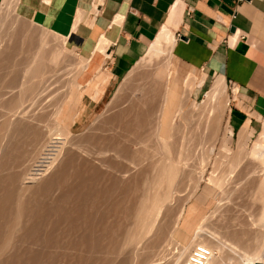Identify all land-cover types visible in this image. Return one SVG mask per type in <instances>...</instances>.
I'll return each instance as SVG.
<instances>
[{"label":"bare ground","instance_id":"bare-ground-1","mask_svg":"<svg viewBox=\"0 0 264 264\" xmlns=\"http://www.w3.org/2000/svg\"><path fill=\"white\" fill-rule=\"evenodd\" d=\"M19 3H20V0H4L3 8L1 7L2 9H0V30L5 27L4 24L6 22L11 21V16H13L14 14L15 15L17 14ZM5 25H7V23ZM51 33H53V32H51ZM51 35H52L51 37H54V38L56 37L55 38V46L56 47H57L56 44L58 42V47L56 48V50L54 52L52 51L53 53L48 55V57L51 55V57H50V62L51 63H47L48 64L47 65L45 60H44L45 67H42L43 62L41 61L42 58L40 57L41 53H46L47 54V52L49 53L51 50L48 49L49 51L43 52V49L46 48V50H47V46L46 47L43 46V43L46 40H44V41L42 40V44H41V42L39 41V39L41 40L40 37L37 38L38 39L37 41H38V43L40 42L41 45L39 46V44H37L38 47L36 49V47H35L36 46V42H35V46L33 45V47H35V48L33 50L36 49L35 50L36 52L35 53L32 52V54H33V56L35 54V57H36L35 59L41 58V60L40 59L39 60L42 63H39L40 61L38 62L35 59H33V56H30L32 54L29 55L35 61L34 62L33 60H31V61H33L34 64H36V62L38 64V66L41 64V66H39V68H41V69H39L36 65L30 64L29 61H28V63H29L28 69L32 70L33 72L31 71V73H33V74L30 73V70L29 71L27 70L26 72H28L27 74H29V76L28 75L27 76L29 78L32 75L34 76V73H35L36 77L34 76V80H36L35 78H40V79H39V81L36 80L35 82L31 80L33 77H31L30 80L29 79L27 80V78H25V79L27 80V82L30 81V82H28L30 84L39 83V87H37L38 85L33 84L34 86L31 85L32 88H30L29 87L30 85L28 83H26L25 81L21 80V81L24 82V83L22 82V84L26 83L28 85V86L26 85L27 87L26 86L25 87L27 89L29 88V91H31L30 89H33L32 91H35L34 88L36 86L37 92L34 93L36 95L34 97L33 102L30 103V101L27 100V99H29V97H27V99H25L27 104H22V102H24V98H22L23 99V101H22V99L20 97L15 96V94L17 95L18 92L17 93H14V92L12 93V94H14L15 98L18 97V98L21 99L20 101H21V104H22V105L19 106V104H20L19 102L20 101L17 98L18 99L17 102L19 103V104H17V107H18L17 110L14 111L12 109V107L10 108L11 110H13L12 112H14L13 115H11L13 117V119H16V120H14V122L17 121L18 119H19L18 121L20 122V119H21L22 122L26 123L25 121H27L28 122L27 124H29L28 120H30V119L28 117H30L29 116L30 110L34 106H36L38 101L40 102L41 98H43L44 96H47L50 93V91L55 89L57 87L61 77H63L68 71H71V69H72V67L69 68V67L61 66L62 63L64 64V61L63 62L61 61V60H64L63 59L64 57L62 58V56L66 55L68 52H70V50L68 51V48L66 46V41H67L66 38L58 36V35L54 36V34H51ZM48 36H49V34L47 35V37ZM47 37H45L44 39H47ZM54 38H52V39L50 38L51 41H50V39H48V42L49 41L52 42ZM173 38L174 37H173L172 33L168 32L166 30H163L159 34V36L157 37V39L155 40L153 45L150 47L149 52L147 53L145 58L143 59L144 64H146V65L148 64L149 65V64H152V62L154 60H159L161 58H166V64L165 65H166V68L168 69L170 58H171V55H172L171 54V46L173 44ZM42 39H43V37H42ZM102 40H104V39H102ZM101 43H104V46L102 45L100 47V49L104 50V47L106 48V46H105L106 40H104ZM28 50H27V52H28ZM23 52H24V50H23ZM70 53H73V55H74L75 52H70ZM46 54H45V56H47ZM43 57H44V54H43ZM68 57H69V54H68ZM75 57H76L75 58L76 62H75V65L73 66V68L76 71H78V70L80 71V69H81V72H82L85 69L87 63H84V60H83V58L81 56H75ZM45 58H43V59H45ZM28 63H27V65H28ZM30 65L31 66L33 65L31 67L32 69L30 68ZM49 65H50V68L52 66H53V68L51 70L49 69L50 72L45 73L46 71H48L47 70L48 67H46V66H49ZM34 66H36L35 67V71L39 69L38 71H36L38 73H36L34 71V69H33ZM19 68H21V67H19ZM19 68L16 69V70H20ZM24 68L23 69L21 68V69L24 70ZM42 68H44L45 71ZM13 69H15V68H13ZM25 70H26V68H25ZM40 70L43 71L44 73L42 72L40 74V72H41ZM134 73H135V71L133 70L131 72V74H129L127 80L122 84L121 87H123V86L128 87L132 83L133 77H134ZM21 75H23V73ZM31 81H32V83H31ZM206 81H207V75L206 74L197 75V73H196L195 75H192L186 82V92L184 94V99L182 101V104H181V106L179 108L180 125L183 124V122H185V120H186V111L188 109L192 110V112L193 111L197 112L198 116H200V120L204 121V123H205V128L204 129H200L201 136H199V139L201 137L202 141L201 140L199 141V139H196L197 137L195 138V136H194V138L196 139V141L194 140L195 141V145H197L196 144L197 141L201 142L200 145L199 144L197 145V148L199 146L198 149L203 147L204 139L209 138L210 140H213L214 143L217 141V136H219V125H220L219 123H221V121L225 117H226V123H227V118H228L229 112H230L231 98L229 97L227 84H226L225 78L223 76H220V75L216 76V78L213 81V83L211 84L208 92L205 94V97H204L205 99H204V101H202V103H198L196 100H193L191 98V93L196 88L204 86L206 84ZM19 83H21V82H19ZM10 84H12L11 86H13V84H14L15 87L20 85V84L15 85V84H17L16 82H14V83L10 82ZM12 89H13V87H12ZM19 89H21V87ZM22 90H24V92H25L26 89H22ZM121 90H122V88H121ZM125 90H126V88H125ZM1 91H2V89H1ZM6 91H8V90H6ZM3 92H4V90H3ZM10 92H12V90ZM21 92L24 93L23 91H21ZM21 92H20V94H21ZM27 92H28V90H27ZM28 94H27V96H29ZM14 96L12 95V99H13ZM235 96H236V94H235ZM24 97H26V95H24ZM9 99L11 100L10 97H9ZM0 101H2V100H0ZM13 101H12V103H13ZM0 104H1V102H0ZM8 105H9V102L4 107L6 108V106L8 107ZM12 106L14 108V106H16V105L12 104ZM59 106L60 105H58V107H57V111H58ZM9 107L7 108L9 110V112H8V110H6L8 113H10ZM36 107H35V109H36ZM1 108H3V107H0V109ZM5 108H4V110L2 109L3 112L5 111ZM37 108H39V107H37ZM35 109H33V110L36 111ZM52 111L54 112V109ZM57 111L55 113H53V118H54L55 122L52 124V127H50L49 131L47 130L48 133H47L45 139L43 138L44 137L43 132H41L45 128L43 127V130L41 128H40L41 130L39 128H37L40 131H38L35 128L36 127L35 125L38 123V125H37V127H38L40 125L39 124L40 122L36 121L35 125H34L35 127L33 126V124H31L32 121L33 122L35 121L36 116H34L35 118H33V120L30 123L32 125V128H34L36 131L32 130V128L30 129V127H28L29 125L27 126L29 131L31 130L30 133L32 134V137H34L33 133L36 132V134H37V136L35 135L37 137L36 140H38L41 137H42L41 140L42 141L44 140L43 141L44 143L43 142L40 143L41 145L43 144L42 151L40 149H38V150L33 149V150H35V152H32L33 150L32 151L30 150V147H28V146L33 145L37 141L36 142H32V140L30 139L31 138L30 133H29V135H30L29 137L30 138L29 137L28 138L25 137V136L28 135V133H27L28 130H26V133H27L26 134L24 132L23 128H22L24 126L20 127V124H19V127L26 134V135H24L23 132L19 130L21 132L20 134L24 135V136L22 135L23 136V141L20 140V139H22L21 138L22 136L19 137L20 139L17 138V136L19 135L18 132L16 133L18 135H15V133L13 134V132L10 133L11 129L13 130L14 128L11 127V129H10V127H7V128L10 129V130H8L9 132H7L8 134L10 133V135L8 137L15 136V139H17V143H15V144H17V146H16L17 150L20 147L18 142L20 143V141H21V143L23 142V144L27 142L26 139L24 141V138H27L28 141L29 140L31 141V144L29 142L30 145L28 144V142H27V145L26 144L24 145V147L27 146L26 148H23V146H22L23 144L20 143L21 144L20 148L21 149L23 148V149L22 150L19 149L17 151L19 154H20V151H22V153L25 152L26 154L25 153H23V154H25L26 156H27V152L29 154H31V153L35 154L36 153V155H38L40 152L41 153L38 156L35 155L37 158L36 159L34 158L35 161L33 160V163L31 164V166L29 164L30 168L28 170L26 168L22 169L23 166L25 167V165H23L24 162L22 160V157L24 158L25 155H23V156L20 155V158L19 157H16V158H13V159L10 158L11 159V162H10L11 164L15 163L14 159L18 160L17 158H19L20 161L23 163L22 164L18 160L20 162V165H23V166H21L22 168L19 167L20 166L19 164H18L19 166H16V167H19L18 170L19 169L21 170V171L19 170V174H18V170L15 168V166L12 167V165H11L12 168L8 167V169L11 168L12 171L13 170H15V171L17 170L16 171L17 174L14 175V173L12 172L11 176L13 174L14 179H15V177H19L20 179L22 178L23 183H22V180L19 183V181H18L19 178H18V180L16 178V180L18 181L17 182L16 180H14L13 178L10 177V175H9L10 172L7 169V166L2 165L3 160L0 163L2 165V166L0 165V168L5 166L4 168H6V169L3 170L1 168L2 171H5V170L7 171L8 170L9 173H6V171H5V173L7 175L5 174V176H4V174H3L4 172L2 173V171L0 169V171H1L0 173L3 174V176H1V177L2 178L3 177L6 178L7 176H9V178L13 182L16 181V183H18L20 185H21V183L24 184V185L27 184V186H28V184H32V183H36V182L39 183V186H40V184L42 186L44 183L46 184V183L49 182V184H51V186H47V185L46 186L44 185V186L47 187V188L49 187L51 190H53L51 187L54 186L55 183L52 182V180L57 182L56 180H54V179H56V176H54V173H56V175H57V172H58L57 170L61 168L60 166L64 165V167H66L64 163H67V164L69 163L68 164L69 165L68 169L70 167L72 169L75 168V170L78 169L79 171L76 170V172H75L76 174L75 175L71 174V172H70L71 177L74 176L75 178L73 177V179L70 180L69 183L66 182L67 183L66 184V188L70 184L72 185V183L75 182L74 179H76V177H77L76 175H78L79 177H77V179H79V181L76 180V184L77 185L73 184L74 186L72 188L68 187V189L70 188L69 190L73 193V195H74L75 191L78 192V195L81 194L84 191L83 194L86 193L85 195H87V196L84 198L85 195L82 196V197H80V195H79V198L81 200L84 198V202L87 200L86 198L89 197L88 200L91 198L92 200H89V201H91L90 204H89L90 206H86L87 203L85 204L83 202V204H82L83 207H82L81 204H80V203H82V201H80V199L78 200V198H76L77 196L76 197L73 196L78 201V203H76L77 201L72 198V194H69V196L71 195L72 199L70 198V199H68V201L69 200H71V201L75 200L76 202L73 201L74 202V203L72 202L73 204L70 203V206L69 205L67 206V204H68V203L66 204L67 197L65 199L64 196H68V195H65L64 193L62 194V192H61V191H63V192L66 191L65 190L66 188L63 189L65 185L62 186L63 190L61 188H57L56 185L54 187H55L56 191L58 189L60 191V189H61V191L59 192V195H60L59 199H61V197L63 196V199H65L63 202H65L64 204H66L67 207L64 206V205L61 206L63 204V202H61L62 204L60 206H55V205H59L60 204L59 199L54 196L55 193L57 194V192L51 191L48 188L52 193L53 192H55V193H53L54 194L53 195L50 191L47 190V192H48L47 194H49V192H50L51 193L50 197L53 196L56 199H58V201L54 198L51 202H48L47 205H50L52 202H54L55 205H50L51 209H52L53 206L55 208L57 207L59 209L57 210V213H56V209L57 208L55 210L53 209V211H55L54 212L55 214H54L53 211H51L50 207L46 206V207H48L50 209L49 212L51 211L50 212L51 214L57 216L56 217L57 224H56L55 221H53V222H55V223L52 222L53 223V227H52V223H51V225H49L51 227L49 228V226H48L46 228L45 226H47L48 223H47V225H45L46 222H44V221L50 217V213L48 212V208L45 209L46 207H44V206L46 204L43 203L42 201H45L47 199L45 201V202H47L48 198H49V200H51L52 198H50L48 195H47L48 198L47 197L45 198L44 197L45 196L44 193L46 194V192H44V191H45L46 188L44 186H42V187H44V191H43V190H41L43 188H41V186H40V189H39V187L37 185L38 183H36L37 186L35 184H33V189L35 188L36 190L39 189V190L43 191V193L41 191L39 193V190H38V192L35 190L36 193H38L40 196H41V194L43 195L41 197H43L42 199H44V200H41L39 198L41 201L38 200L39 203H35L36 201L34 199H32V197L34 196L33 193H32L33 196L32 195L30 196L31 197V201H30L29 200L30 199L29 196H27L28 193L26 194V192L28 190H29L28 192H30V188H28V190H27V189H25L27 187L24 186L23 188L26 190V192L23 191L22 193H24L26 195V197L29 198V199H27V203L30 201V204H32L31 202L33 200H34L33 202L35 203L34 205H31L29 208H33L35 210V208H36L35 205L38 204L37 206H39V207H38V209L36 208L37 210L45 209L46 211L45 210H43V211L49 213V215L46 213L47 214L46 216H48V218L46 217V219L43 220L42 218H40V216L44 215L45 212L44 213L42 212L43 214L41 215L40 214L41 212L39 213V211H37L39 213V215H38L39 219H42L41 222H44L45 224L41 223L40 221H39L40 223H38L37 221L35 222V219H34V221H31V222H35V223H31L29 221V223H31V224H29L26 219L24 220V218H25L24 215L28 216L30 214V212H33V209L32 210L29 209L28 208L29 205L28 206H24V203L23 204L19 203V202H23V201L26 202V200H23V197H25V195H23V194H21L23 196L21 198V200H23V201H20V198H18V197H21V195H20L21 192L19 191L20 192L19 193L17 191V189L19 188L18 185L17 184L14 185V183L11 184L12 181L8 177H7V180H5V178H3V180H5L6 182L7 181H9V182L11 181V182L10 183L9 182L6 183L5 181L3 183L0 182V185H1L0 187H2L5 184L6 185L9 184V186H10V187L7 186L9 188V190L7 189L6 185L2 189L0 188V191L5 189V187L8 190L7 193L5 192V191H7L6 189L3 190L2 193L3 192H5V193H3V194L1 193L2 195H0V264H93L95 262V260L98 259L99 257H105V256L107 257L112 252L113 253L116 252V253L120 254L121 251L127 250L130 253L133 249L136 250L139 247H141L142 243H144L150 237V235L153 233V231L156 229L157 222H158L159 216L162 213L163 208L169 203V201L174 197V195H176L175 193L178 192V190H179V189L177 190L178 185H181V183L184 182L185 179L187 180V178H188L187 177V171L190 170V171L194 172L193 175L196 176L195 177L196 180H193V182L195 181V184L191 181V184L193 183L192 186H194V189L192 191L193 193L190 195L188 200L197 191L200 181H202L205 178V175L207 174L208 168L210 166H212L211 167L212 171L209 173L207 181L209 183H212V185L221 192V198H222L224 193H228V191L231 192V189H232L233 185H232V182L230 181V177L233 176L232 173H234V168L236 166L241 165L244 161H246L248 163V166H247L248 169H246L245 176H244V181H250L251 179H254L255 177H257V182H256L255 188L253 190L254 191V193H253V201L258 202L261 205L259 214L258 215H248L247 224L244 225V227H243V228H245V230H243L241 228H234L231 231H227V234H225V236H221L218 232L211 231L209 229V227L207 226V220L209 218V215H208L205 218H203V220L201 221L199 226L195 229V232H194L193 236L190 238V240L194 239L193 242H196L197 240L200 241L201 245L199 247H197L196 252H198L199 248H201V249L206 250L209 253L206 262H204L203 264H263L262 262L264 260V121H263V129L261 130V132H259L257 138L255 139V141H253L251 146H249V141H250L251 135H249V133H248V125L246 124L241 129V131L237 134V150L230 157H229L230 149H229V146L227 144H225L223 146L224 152L221 155V157H219V158L217 156L214 157V155H215V144L213 143L209 147L208 153H206L207 151L201 153L202 158H201V160L199 162V165H198L199 167L198 168L196 167L197 169L196 168L190 169L192 167L191 166L192 164H190V162L195 164L194 163L195 161L193 162L192 159H191L192 155H193V152H195V151L189 152L190 149H188L189 151H187L185 149L183 150V148L184 147L186 148V146H188L187 144H189L188 142L185 143L186 141L183 142V144H185L186 146H184L182 144H180L182 146L179 145L180 146V150H179V147H178V150L180 152L178 151L179 153H177V155H176L178 157H176V156L174 157V158H177V159H173L172 158V154H171L172 153V149L176 146L175 143L177 142L176 141L177 135H178L177 133L181 131V130H179V128L181 126L179 128L178 127H174L173 134H172V136H170L171 139L169 137L163 136V134L161 135L160 132H159L160 128L157 127L155 129V131H156V134H157V138H158V140L161 143V146H159V150L158 151L160 152V155L162 154L161 156L164 155L167 158H165V160L161 161V159H164L163 158L164 156H163L160 160H158V162L160 161L159 163L156 162L157 166L155 164V167H157V168L154 167L156 169V171H155L156 174H154L153 179L151 178L152 179V180H150L151 182L149 181L148 188L146 187L147 192H145L144 195H141L142 197L138 199L139 203H138V201H135L136 199H134V201H133L134 197H132V196H135V193H134L135 192V190H134L135 188L132 189L131 188L132 186H131V187H129L131 189H128V187H127V184H130V183L132 184L134 182V180H133V182H132V180H130V181L128 180L129 182L126 180L128 182L127 184L125 183L126 181L123 182V183H125L124 187L126 186L127 189H125L123 186H122L123 190L119 189V187L121 188V186L118 187V189L122 190V192L123 191L127 192L129 190H132L133 193H134V195H133V193H131V191L128 192V193H131L128 196H131L132 200H130L131 197H130V199L128 197V200L126 199L127 201H126V204H125V202H123L125 200H123V199L127 197L126 194H128V193H126V194L124 193L126 195V197H123L121 199L122 201L119 199L124 194H121L120 193L121 191L119 192V190H117V188L113 187V186H115V183L119 179H120L119 181L122 182L121 181V177H119L118 180H117L116 179L117 177L111 176L112 174L109 175L110 176L109 178H108V176L107 177L106 176L105 177L102 176V177H104V179H101L102 181L100 183H102V184L100 186H101V189H103L104 187H105V189H104V192H101V191L100 192H101V194L102 193H104V194L100 195V194H96V192H93L91 194L95 193V195H90L91 191H96V190L99 191V190H101V189L98 188L100 186L98 185L97 189H96V185H94V184H96L98 181H96L94 179L96 177L93 176V178H92V176H90V173H92V174L94 173V171L92 172L90 170L91 169L90 165H89V167L87 166V168H86V169L90 168L89 170L91 171L90 173H87V171H86V173L88 175L83 174V173H81V174L79 173V172H83L84 171L83 168L86 167V166L82 167L83 166L82 165L83 162L79 163L80 165H82L81 166L82 167L81 170H83V171H80V168L75 167L78 163L76 164V162L73 161V156H72L73 153L72 152L74 151V149H73V151H72V149H70L72 155L68 154V153H70V150H68V152L66 153V150L69 149L68 144L66 142V139H69V137H66V136H68V134L65 133V132H68L69 134H70V132H69V130H65L63 127H61L59 125V123L56 121ZM5 115L7 116L8 114L6 113ZM11 116L8 117L10 120H11ZM165 116H167V113L165 114ZM159 117H158V120L156 121V123H157L156 126L158 125L160 127V124H159V120L160 119H159ZM37 118H38V116H37ZM1 119H3V117ZM9 119L7 120V117H6V119L4 121L7 120L9 122L8 125L12 126L13 124L10 122ZM23 120H25V121H23ZM4 121L2 120L3 123H5ZM10 123H11V125H10ZM15 124H16V122H15ZM8 125H7V123L5 124V126H8ZM164 125H166V124H164ZM17 126L15 127L16 131L19 128ZM40 127H42V126L40 125ZM15 129L13 130L14 132H15ZM37 131H38V133H37ZM224 131L226 132L227 136H232L234 134V132L231 129H229L228 124H226V128L224 129ZM39 132H40V134L42 133L43 136L38 138V135L40 136ZM183 132L186 133V130L183 131ZM183 132H182V135H184ZM198 132H199V130H198ZM188 134L186 133V135H188ZM71 135H73V134H71ZM186 135L182 136L181 139L185 140L186 139ZM13 138L11 139L12 141L14 140ZM35 138H32L33 141H35L34 140ZM187 138H189V137L187 136ZM70 139H71V137H70ZM168 139H170V140H168ZM182 140H181V142H182ZM9 141H10V138L8 140V143H9ZM39 142H40V140L37 143H39ZM189 142H191V141H189ZM9 144H10L9 149H8V147H6V149H8V152H10V153H8V152L7 153L11 157L17 156V154L13 155V153H12V155H10L11 154V150L13 151L12 148L15 147V146H13L11 143H9ZM9 144H7V145H9ZM11 145H12V148H11ZM37 145H39V144H37ZM190 145L191 144H189V146ZM33 146H32V148L35 147V146L34 147ZM189 146H188V148H189ZM194 146L192 145L190 148L193 149ZM24 149H26V150L29 149V150L26 151ZM204 149H203V151H205ZM194 150H196V148H194ZM29 151H31V153ZM36 151H40V152L37 153ZM13 152L16 153V150L13 151ZM64 153H65V158L63 157ZM3 154L6 156L5 151L3 152ZM3 154H1V155L3 156ZM29 154H28V156H29ZM66 154H68L70 156L68 157V155H66ZM2 156H1V158H2ZM66 156L68 158L72 157V161L70 159L66 158ZM197 156H198V154H197ZM33 157L34 156L32 155L31 159H29L30 158V156H29L28 159L32 161ZM228 157H229V159H227ZM3 158L5 160H10L8 158V155L6 157L3 156ZM25 158L27 159V157H25ZM193 158H194V155H193ZM223 158H225L226 160H223ZM26 159L24 160L25 162H26ZM64 159H65V161H64ZM29 160H27V162L25 164H27ZM31 161H30V163H31ZM69 161H71V162H69ZM109 161L111 162L112 160H109ZM105 162H107V161H105ZM4 163H6V161ZM16 163H18V162H16ZM70 163H72V164L75 163L76 165L75 164H73V165L71 164L73 166V167H71ZM58 164H60L59 168L57 166ZM85 164L86 163L84 162V165ZM113 164L114 163L111 164L112 166L110 164L109 165L111 167L115 168L116 164H114V165ZM6 165H7V163H6ZM86 165H88V163ZM104 165H106V164L104 163ZM8 166H10V165L8 164ZM98 166H97V169H98ZM119 166L117 164V166H116L117 170L119 169L118 168ZM225 166L229 167L230 171H225V172L222 171L223 167H225ZM64 167L62 166L61 169H65ZM13 168H15V169H13ZM122 168H123V166L121 165L119 170L121 171ZM25 169H26L27 172L25 171L26 175L23 178V176L25 174V173L23 174V172H24ZM54 170H55V172H53ZM219 170H221L222 172H220ZM67 171H65V172L70 177V174ZM71 171L74 172V170H71ZM52 172H53V174H52ZM59 172H61V171H59ZM65 172H64V174H65ZM106 172H108V170ZM20 173H21V175L23 174V176H21ZM97 173L98 172L96 171V174L94 173V175L96 176ZM226 173H228V174L226 175ZM59 174L60 173H58V175ZM64 174L62 172V175L59 176V178L62 177V178H60V181H62V183H64V181H68L69 180V179L68 180L66 179L67 175H65V178L63 177ZM113 174H114V172H113ZM17 175H20V176H17ZM100 175L101 174H99V177H100ZM45 176L46 177L50 176V177L48 178V180H46L47 178L45 179L44 178ZM84 176L85 177L88 176V177L85 178ZM1 177H0V179H1ZM89 177H91L94 180L89 182L88 181V180H90ZM42 178H44L46 180V182L43 181ZM39 179H41V180H39ZM105 179H107V181ZM37 180L42 181L43 184H42V182H39ZM57 180H59L58 177H57ZM97 180H100V179H97ZM186 180H185V182H186ZM103 181L107 182V183H104V184H107V186H102V185H104ZM123 181H124V179H123ZM108 182H109V185H108ZM59 183L58 184L56 183L57 186L62 185L61 182H59ZM111 183H113V185ZM123 183H121V184H123ZM134 183H133V185H134ZM12 185H14L15 187L14 186L12 187ZM34 185L36 187H34ZM22 186L23 185H21V189H22ZM29 186L31 187L32 185H29ZM128 186H130V185H128ZM10 188H11V190L13 188H16V189H13L14 191H11ZM114 188H116V190L118 192H115L116 190ZM124 189L127 190V191H125ZM19 190H20V188H19ZM176 190H177V192H176ZM180 190H179V192H180ZM71 192L66 191L65 193H71ZM119 193L121 195L116 196V194L118 195ZM38 194L36 195L37 197L39 196ZM75 194H77V193L75 192ZM15 195L16 196L19 195V196L16 197ZM36 196L33 197V198L37 199ZM57 196H58V194H57ZM91 196H94V197L92 198ZM181 196H183V194ZM13 198H15L16 200L18 198V200H19L18 203ZM221 198L219 199V201L216 204L215 208L220 204ZM55 201H57V202H55ZM79 201H80V203H79ZM128 201H129L130 205L134 204V202H135V204H136V202L138 203V206L137 205L135 206V204H134V206L136 207V209H135L134 206H133L134 211H133L131 206L127 205ZM130 201H133V202H131L132 204L130 203ZM122 202L124 203V205H122ZM75 203L78 204L77 205L78 207H76V205H75V207H71V205L74 206ZM17 204L19 205V207L16 208L15 206H18ZM39 204L41 206L43 204H45V205L43 206V208H40ZM126 205L128 207H126ZM34 206H35V208H34ZM129 207H131V208H129ZM183 208H184V206L182 207V209H181V211H180V213H179V215H178V217L176 219L174 227L172 229V237L178 236V234H179V230H178L177 226H178L179 220L181 218V215H182V212H183ZM27 210H30L29 214H28ZM213 210H211V212ZM35 211H34V213H35ZM211 212H210V214H211ZM34 213H31L30 215H32ZM30 215L28 217H30ZM53 215H51L52 216L51 219H53V217H55ZM23 216H24V218H23ZM38 216L35 217V218H38ZM44 216H42V217L44 218ZM31 217L34 218V216H31ZM21 218H23L24 221L21 220ZM29 220H32V219L29 218ZM36 220H38V219H36ZM26 221H27L28 225H25V224H27ZM23 223H25V224H23ZM41 224H43V225H41ZM56 225H57V227H56L57 229L55 228V230H57V231L54 230V227ZM18 231L20 233L22 232V235H19L17 233ZM55 232H57V235L55 234ZM244 234L247 235L248 240L252 241L255 244V247H253L252 249H246L245 247L242 246V243L240 241L243 240L242 238H243ZM16 235H18V236H16ZM172 237L168 236V239L171 240V239H173ZM208 240L210 242H212L213 245L210 246V244L208 243ZM187 243H190V242H187ZM188 250H189V246H186L179 254L173 255L171 264H180L184 260V258L186 259L184 264H196V263H194L192 261V258L194 257V254L191 255V256L190 255L187 256ZM226 251L231 252L232 254H230V255H234V258L231 257L227 253L229 255V256L227 255L228 256L227 257L228 262L222 260V262L218 263L217 261L220 260L219 259L220 253L224 254ZM164 252H165L164 249H160L158 254L165 255V254H162ZM157 261H159V260H157Z\"/></svg>","mask_w":264,"mask_h":264},{"label":"rangeland","instance_id":"rangeland-1","mask_svg":"<svg viewBox=\"0 0 264 264\" xmlns=\"http://www.w3.org/2000/svg\"><path fill=\"white\" fill-rule=\"evenodd\" d=\"M3 4H4V0H2V2L0 3V9L3 8ZM6 23H7V25H5ZM6 23L4 24L5 27L3 26L4 28L2 27L3 29L0 30V82H1L0 83V91L2 89V91L0 92L1 93L0 94L1 95L0 96V100H2V101H0L1 102L0 107H3V108L0 109V153L3 154V152L5 151L6 156L8 155V158L9 159L10 158L13 159V158H16V157H19L20 158V155L23 156V155L26 154L25 152H23V153H25V154H23L22 151H20V154H19L17 151L19 149L22 150L23 148H26L27 146L24 147V145L25 144L27 145V142H28V144H29V142L31 144V141L30 140L28 141V139H27L30 135H31V138L30 137L29 138L32 140V142H36V141L38 142L40 140L39 143H37V142L36 143L41 146L40 147L39 145H37L36 143H34L35 145L34 144L33 145L35 147L33 145L28 146V147H30V150L32 151L33 149H35V150L40 149L42 151L43 144L42 145L40 144L41 142L44 141V140L43 141L41 140V138H42L41 136H43L42 133L40 134V132H39L40 136L38 135V138L39 137H41V138H39L38 140H36L37 139L36 132H34L35 134L33 133V136L34 137H32V134L30 133L31 130L29 131L28 127H30V129H31L32 128V125L31 124H33V126H34L35 125V122L36 121H39L40 122L39 124L42 127H40V125L37 127L38 123L35 125L36 127L35 126L34 127L36 129L37 128H39V129L41 128L42 130H43V127L45 128L43 131H41V132H43V134H44V137L43 138L45 139V137H46V135H47L50 127H52V124L55 122L54 121V118H53V113H55L57 111L58 105H61L64 102L65 98L67 97V95L69 93V90L72 89V87L75 85L76 77L81 73V69H80V71L79 70L76 71L73 68V66L75 65V62H76V60H75L76 57L75 56H80V55L77 54L75 51H73L71 49H68V51L70 50V52H75V53L73 55V53L68 52L66 55H63L62 58L64 57L63 58L64 60H61V61L62 62L64 61V64L62 63L61 66H63V67H69V68L72 67L71 71H68L63 77H61V79L59 80V83H58V85H57V87L55 89H53L52 91H50V93L47 96H44L43 98H41L40 102L39 101L37 102L36 106L39 107V108H37L36 106H34L30 110V112H29V116L30 117H28L30 119V120H28L29 121V124H27L28 122L25 121V120H23V121H25L26 123L22 122L21 119H20V122H21L20 123L18 121L19 120L18 118H17L18 119L17 120L18 122L15 121L16 122V124H15L14 120H16V119H13V117L11 116L14 113L12 111L13 110L14 111L17 110V108H18L17 107V104H19V103H20L19 106L22 105V104H27V102L25 100V99H27V97H29V99H27V100L30 101V103L33 102L34 97L36 95L34 93L37 92L36 86H35V88L33 87L35 91H32L33 89H30L31 91H29V88L28 89L26 88L28 86L26 83L30 82V81L27 82V80L28 79L30 80L31 77H33L31 80L34 81V82L36 80L39 81V79H40V78H35L36 80H34V76L36 77V74L35 73H34V76L32 75V76H30L28 78L29 74H27L28 72H26L27 70L28 71L30 70V69H28L29 63L30 64H33V65H36L38 68H39V66H41V64L38 66L37 62H36V64L33 63V61H34L33 59H35L36 57H35V54L33 56L32 52H34V53L36 52L35 50L38 47L37 44H39V46H40L42 44V40L43 41L46 40L44 42L45 44L43 43V46H45V47L47 46V50L45 48V49H43V52H46V51H49V50H51V51L49 53L47 52V54L46 53H41L42 56L40 55V57L42 58V60H41V58H39L43 62V65L44 66L42 65V67H45L44 60H45L46 64L47 63H51L50 62L51 55L49 57H48V55L49 54H52L56 50V48L58 47V42L56 41L57 42V44H56L57 47H56L55 46V38L56 37L55 38L54 37H51L52 36L51 34H53V33L49 32V31H46V30H44L42 28H39L33 22H31L28 19L22 17L19 14L18 10H17V14L16 15L14 14L13 16H11V21L6 22ZM48 34H49V36L47 37ZM44 36L47 37V39H44L45 38ZM54 36H55V34H54ZM38 37L41 38V40L39 39V41L41 42V44H40V42L38 43V41H37L38 40L37 39ZM42 37H43V39H42ZM50 38L51 39L54 38L52 42H50L51 41ZM48 39H50L49 42H48ZM35 42H36V46H35ZM33 45L36 47L35 50H33L35 48V47H33ZM23 50H24V52H23ZM27 50H28V52H27ZM30 54H32V55H30ZM43 54H44V57H43ZM45 54L47 56H45ZM68 54H69V57H68ZM29 55L30 56H33V59ZM43 58H45V59H43ZM37 59H35V60L39 62L40 60L39 59L37 60ZM31 60H33V61H31ZM83 60H84V63H86V61H85L84 58H83ZM28 61H29V63H28ZM41 61L39 63H42ZM26 62L28 63V65H27ZM23 63L24 64L26 63L25 65L27 67ZM161 64H162V60H156L150 66L146 67L145 64H144V62H142L140 64V67H139L138 71L141 70L140 72H141V75L143 77L142 76L136 77V79L134 80L133 84H130L129 86L127 85L128 87H126V86L120 87L119 91L115 94L113 100L108 104L106 110L102 114H100L99 116H97L95 118H92L89 121V123L85 124L84 126L78 127L81 130L77 131L76 130V127H73V129H72V127H70V124L69 123L66 124L67 129L70 132V134L68 132H65V133L68 134V136H66V137H69V139L71 137L70 140L69 139H66V142H67L68 147H69V149L66 150V153L68 152V150L72 149V151H73V149H74V151L72 152L73 155L71 153V150H70V153H68V154H71L73 156V161L76 162V164L77 163L79 164V163H82L83 162L82 163L83 166L80 165V164L79 165L77 164L78 165L77 166L75 163H73V164L76 165V166L74 165L75 167L80 168V171H83L84 170L83 172H79L80 174L83 173V174L88 175L87 173H90L91 171L92 172L94 171L95 174H96V171L98 172L96 176L94 175V173L93 174L90 173V176H92V178H93V176L96 177L94 179L96 181H98L96 184H94V185H96V189H97V186L98 185L100 186L102 184V183H100L102 181L101 179H104L105 176L106 177L108 176V178H109L110 177L109 175L112 174L111 176L117 177L116 178L117 180H118L119 177H121V181L122 182H120L119 181L120 179H119L118 181L120 183L117 181L118 183L116 182L115 183V186H113V187H116L117 190L122 189V186L124 187V184L125 183L127 184L130 180H132V182L134 180V182H135V183L133 182L134 185H133V183L132 184L131 183L130 184H127L128 189H131V188L134 189L135 188L134 189L135 190L134 193H135V196L136 197L135 196H132V197H134L133 198V201H134V199H136L135 201H138V199L142 197L141 195H144L145 192H147L146 187L148 188L149 181L152 180L153 177H154V174H156V172H155L156 169L155 168H157V167H155V164H156V162H158V160H160L164 156V155L161 156L162 154L160 155V152L158 151L159 150V146H161V143L158 140L157 134H156V131H155V129L157 127L159 128L158 125L156 126V124H157L156 121L158 120L159 113H160L161 100H155V99H153L154 96H153V98L150 97L151 96V93L154 94V95L156 93L158 95L161 93V86H159L157 88L154 85V78H155L154 76L157 73L158 69L161 67ZM32 66L30 65V68ZM36 66L33 67L34 71H35V67ZM19 67H21L22 69L25 67L26 70H25V68H24V70H22ZM46 67H48L47 68L48 71H46L45 73L50 72V70L53 68V66L50 68V65L49 66H46ZM13 68H15V69H13ZM18 68L20 70H16ZM39 69H41V68H39ZM42 69H44V68H42ZM38 70H36V71H38ZM31 71L32 70H30V73H31ZM44 71H45V69H44ZM21 72L23 73L24 76L25 75L26 76L24 77L23 75H21L22 74ZM42 72L43 71H41L40 74ZM36 73H38V72H36ZM31 74H33V73H31ZM25 78H27V80ZM215 78L216 77H214V76H208L207 75V81H206V84H205L203 90L201 91V93H200L199 96L194 97V99L198 103H202V101H204L205 94L208 92V90H209L211 84L213 83V81L215 80ZM21 80L25 81L26 83L25 84H22L23 81H21ZM18 81L21 82V83H19ZM32 81H31V83H32ZM10 82H12V83L16 82L17 84H15V85L20 84L21 86L18 85L19 87L18 86L15 87L14 84H13V86H11L12 84H10ZM28 84L30 85L29 86L30 88H32L31 85H33V84L38 85L37 87H39V83H32V84L28 83ZM12 87H13V89H12ZM20 87H21V89H19ZM124 87L126 88V90H125ZM121 88H122V90H121ZM22 89H26L25 90L26 93ZM227 89H228L229 97L231 98L232 97L231 89L228 86H227ZM3 90H4V92H3ZM6 90H8V91H6ZM11 90H12V92H10ZM27 90H28V92H27ZM21 91H23L25 94L22 93ZM13 92L14 93H17L18 92L19 94L21 92L20 95L17 93V95L15 94V96H18L21 99L24 98V102L25 103L22 102V104H21V101H20L21 99L18 98V97L15 98L14 94H12ZM27 94L29 96H27ZM12 95L14 96L13 99H12ZM24 95H26V97H24ZM8 96L11 98L12 101L14 99L16 101L14 100L15 102L13 101V103H12V101L9 99ZM17 98L20 101L19 103L17 102V100H18ZM22 101H23V99H22ZM6 102L7 103L9 102V105H8V107L10 106L9 109L11 107L13 109V110L10 109V113H8L9 112V110L7 109L8 107L7 106H6V108L4 107L5 105H7ZM12 104H14L16 106H14V108H13ZM35 107H36V109H35ZM4 108H5V111L8 110V112L7 111L6 112L4 111L5 112L4 113L3 112ZM52 108L54 109V112L52 111L53 110ZM33 109H35L36 111H34ZM6 113L8 114L7 116L5 115ZM9 116H11V120L13 119L12 121L8 118ZM34 116H36V118ZM37 116H38V118H37ZM2 117H3V119H1ZM6 117H7V120L9 119L10 122L13 124L12 126H9L8 125L9 122L7 120L4 121L6 119ZM175 117L176 118H175V122L173 123L174 125H173V128H172V131L168 134L167 137L170 138V136H172L174 127H178L179 128L181 126L179 128V130H181V131L177 133L178 134L177 135V139H176L177 142L175 143V145H176L175 147L176 148L174 147L172 149V153H171L172 154V158L173 159H177V158H174V157L177 155V153L180 152L179 151L180 150V146H182V145L186 146L185 144H183V142L186 141L185 143L188 142L191 145L189 146V144H187L189 146V148H188V146H186V148L184 147L183 150L185 149V150L189 151L188 149H190L189 152L195 151V152H193L194 158H193V155H192V158H191L193 162L195 161L194 162L195 164H193L192 162H190V164H192L191 165L192 167L190 169H194L196 167L198 168L199 167L198 166L199 165V162H200V160L202 158L201 153L202 152H206V151H207L206 153H208L209 147L214 142H213V140H210L209 138L204 139V141H203L204 142L203 143V147L205 149L203 147H201L200 149H198L199 146L197 148V145L198 144L199 145L201 144V142H199L201 140V137L199 139V136H201L200 129H204L205 128V123H204V121H201L200 120V116H198V113L197 112H194V111L192 112V110L188 109L186 111V120H185V122H183V124L185 123L184 125L183 124L180 125L179 110H178V113H177V115ZM33 118H35V121L34 122L32 121ZM2 120L5 123H3ZM31 121H32V123H31ZM6 123H7L8 126H5ZM11 123H10V125H11ZM19 124H20V127L24 126L22 128H23V130H24L25 133H26V130H28L27 131L28 135L25 136L27 138H24V141H25V139L27 141L26 143L23 144V142L21 143V141H20V143L23 144L22 145L23 146L22 149L20 148L21 147V144L18 142V144H19L20 147L17 150V148H16L17 144H15V143H17V139H15V136H12V137H8V136L12 132H13V134L15 133V135H18L19 134L17 136V138H19L23 134L24 135L27 134V133L25 134L22 131V129L19 127ZM219 124H220L219 125V136H217V141L214 143L215 144V155H214V157H216V156L218 158L221 157V155L224 152L223 146L225 144H227L229 146V149H230L229 157H230L237 150V135H236V133H234L232 136H227L226 135V132L224 131V129L226 128V124H227L226 123V117ZM16 126L19 127L17 129V131L15 129ZM7 127H10V129H11V127L14 128L15 129V132L13 131L14 129L13 130L11 129V132L8 134L7 132H9L8 130H10V129L7 128ZM39 129H37V130L40 131L41 129L40 130ZM184 129L186 130V133L187 134L189 133L188 135H186V133L183 132V131H185ZM19 130L23 132L22 135L20 134L21 132ZM32 130L36 131L34 128H32ZM198 130H199V132H198ZM38 131H37V133H38ZM17 132H18V134H16ZM182 132L184 133V135H182ZM29 133H30V135H29ZM258 133L251 135V138H250V141H249V146H251V144L253 143V141H255V139L258 136ZM71 134H73V135H71ZM185 135H186V139L183 137L185 140H182L181 139L182 136H185ZM23 136L21 137L22 139L19 138L22 141H23ZM187 136L189 138H187ZM194 136H195V138L197 137L196 139H199V141H197L198 143L196 142L197 145H195L196 139L194 138ZM9 138H10V141H11V142L9 141V143H11L13 146H15V147L12 148V145H11V148L13 149V151L16 150V153L11 150V154L10 155H12V153H13V155L14 154L15 155L17 154V156L11 157L8 154V153H10V152H8V149L10 147V144L8 143ZM12 138L16 142L14 140H13L14 141L13 142L11 140ZM32 138H35L34 139L35 141H33ZM170 139H168V140H170ZM181 140H182V142H181ZM189 141H191V142H189ZM7 144H9V145H7ZM180 144H182V145H180ZM192 145L193 146L195 145L193 147V149L190 148ZM32 146L34 148H32ZM6 147H8V149H6ZM178 147H179V150H178ZM194 148H196V150H194ZM203 149L205 151H203ZM24 150H26V149H24ZM27 150H29V149H27ZM35 150H33L32 152H35ZM31 151H29V152L31 153ZM36 152L39 153L40 151H36ZM1 154H0V159H1L0 160V163L3 160L2 165L7 166V169H8V167H11V165H12V167L15 166V168L17 170H18L19 167H21L23 165H25V167L23 166V168L22 167L21 168L22 169L26 168L28 170L30 168L31 164L33 163V160L35 161V159L37 158L36 156L39 155V154L36 155V153L35 154H33V153L29 154L27 152V156L25 155L24 158L22 157V160H23L24 164L20 161L19 158H17L23 165H20V162L18 160H16V159H14L15 160V163L16 162H18V163H16L17 164L16 165L15 163L12 162L14 164L13 165V164L10 163L11 162V159L10 160H5L3 158V156L4 157H6V156L4 154L2 156ZM28 154H29L30 158H29ZM68 154H66V155H68ZM197 154H198V156H197ZM32 155L34 157L32 158V161H31L29 159H31V156ZM1 156H2V158H1ZM69 156L70 155H68V157ZM25 157H27V159ZM63 157L65 158V153H64V156ZM68 157L66 156V158H68ZM176 157H178V156H176ZM229 157L227 159H229ZM163 158L164 159H161V161L162 160H165V158H167V157L164 156ZM25 159H26V162H27V160H29L27 164H25L26 163L24 161ZM68 159H70L72 161V157L71 158H68ZM4 160L6 161L7 165H6V163H4L5 162ZM109 160H112L111 162L114 163V164H116V166H117V164H118V166L120 165L118 167L119 169H120V167L122 165L123 168L121 169V171L119 169L117 170L116 166H115V168L114 167H111L112 166L111 165L112 163ZM223 160H226V159L223 158ZM30 161H31V163H30ZM64 161H65V159H64ZM71 161H69V162H71ZM105 161H107L108 163L105 162ZM84 162L86 164L88 163V165H86V164L84 165ZM104 163L106 165H104ZM8 164L10 166H8ZM29 164H30V166H29ZM60 164L57 165L58 168H59V165ZM64 164H65L66 167H64V165H61L60 167L62 168V166H63L65 169L66 168L67 169L65 170V169H61L60 168L61 170L60 169L57 170L56 169L57 167H56L55 169L58 172L56 171L57 172V175H56V173H54V176H56V179H54L55 177L53 179L56 180L57 182H55V181L52 180V182L55 183L56 187L57 188H61V189H62V186H64V185L65 186H64L63 189L66 188V184H67L66 182L69 183V181L72 180L73 177H74V176L71 177V174H74L75 175L76 174L75 173L76 170H78V169L75 170V168L72 169L70 167H69V169H70L69 170L68 169V166H69L68 164L69 163L68 164L67 163H64ZM71 164L72 163H70V165ZM72 165H71V167H73ZM89 165L91 167V169L89 168L91 171L89 169H86L87 166L89 167ZM5 166H3L1 168L4 170V169H6V168H4ZM16 166H19V167H16ZM81 166L82 167L86 166V167H84L83 170H81V168H82ZM97 166H98V169H97ZM156 166H157V164H156ZM247 166H248V163L246 161H244L241 165L236 166L234 168V173H232L233 176L230 177V181L232 182V185H233L232 186V189H231V192L228 191V193H224L223 196H222V198H221V192L218 189H216L212 185V183H209L207 181L208 176H209V173L212 171V168H211L212 166H210L208 168L207 174L205 175V178L202 181H200V183L198 185V191L196 193V197L195 198H192L189 201V203H188V207L187 208H189V207H191V206L194 205V209H193V213H192L191 217L188 219V221L187 220L185 221V217H184V220L181 223V226L179 227V234H178V236L177 237H172V229L174 227V224L176 222V219H177V217H178V215H179L182 207L185 205V203L188 201V198L193 193L192 191L194 189V186H192V185H193V183L195 184V181L193 182V180H196V178H195L196 176L193 175L194 172H192L190 170L187 171V177L188 178H187V180L185 179L186 182L184 180V182H182L181 185H178V187H177V190L178 189L179 190L181 189L180 192L178 190V192H179L178 193L177 190H176V192L178 194L177 193H175V194L177 196L174 195V197L169 201V203L163 208L162 213L159 216L156 229L153 231V233L150 235V237L144 243H142L141 247H139L136 250L133 249L130 253L127 250L121 251L120 254L119 253H116V252L115 253L112 252L107 257L106 256L105 257H99L98 259L95 260V262L93 264H156V263L157 264H171L172 263V257H173V255L179 254L186 246H189V250H188L187 256L193 255L196 252L197 247H199L201 244H200V241L199 240H197L196 242H193L194 239L193 240H190L189 241L190 243H186V240L187 239H185V236H186L185 234L186 233H188V234L190 233V231H188L187 228H188L189 224H191L192 226H197L199 220L202 219L205 215H207L212 209H214L217 200H219L220 198H221L220 204L211 212V214H209V218L207 220V226L209 227V229L211 231L218 232L221 236H225V234H227V231H231L234 228H241V229L245 230V228H243V227H244V225L247 224V221H248L247 220V217H248V215H258L259 212H260V208H261L260 203L253 201V193H254L253 190H254L255 185H256V182H257V177H255L254 179H251L250 181H244L245 172H246V169H248ZM225 167H223L222 171H224V172L225 171H230V168L229 167H226V168ZM11 168L8 169L9 172H10L9 175H10L11 178L14 179L13 174L11 176V173L13 172L14 175L17 174V172H16L17 170L16 171L15 170L12 171ZM15 168H13V169H15ZM92 168L93 169L95 168V169L93 170ZM2 169H1V171H2ZM26 169L24 170V172L22 171L23 174L25 173L24 176H23V174L21 175L22 172L20 173V175L23 176V178L26 175V172H27ZM8 170L7 171L5 170L6 173H9ZM19 170H18V174H19ZM64 170L65 171L68 170L67 172L69 174L71 172L70 177L67 175V173ZM71 170H74V172L71 171ZM107 170H108V172H106ZM5 171H2V173L4 172L3 173L4 176L6 174ZM59 171H61V172H59ZM86 171H87V173H86ZM101 171L102 172L104 171V172L102 173ZM219 171L222 172L221 170H219ZM53 172H55V170ZM53 172H52V174H53ZM62 172H63V174L65 172V174H64L63 177L65 178V175H67L66 176L67 177L66 179L67 180L69 179L68 181H64L65 184L62 183V181H60V178H62V177L59 178V176L62 175ZM113 172H114V174H113ZM2 173H0V177L3 176ZM58 173H60V174L58 175ZM228 173H226V175ZM99 174H101L100 177H99ZM20 175H17V176H20ZM76 176L79 177L78 175H76ZM102 176H104V177H102ZM7 177L9 178V176H7ZM7 177L6 178L3 177V178H5V180H7ZM49 177L50 176H47V177L45 176L44 178L45 179L47 178L46 180H48ZM57 177H58L59 180H57ZM77 177H76V179H74L75 182L72 183V185L70 184L68 187L72 188L76 184V180L79 181V179H77ZM86 177H88V176H86ZM3 178L1 177V179H0V182L1 183H3L5 181V180H3ZM16 178L18 180L19 177H15L14 180H16ZM44 178H42V179H43V181L46 182V180ZM89 178H90V180H88ZM89 178L87 179L89 182L94 180L91 177H89ZM97 179H100V180H97ZM107 179H105V180L107 181ZM123 179H124V181H123ZM21 180H22V178L21 179L19 178V180H18L19 183L21 182ZM39 180H41V179H39ZM39 180H37V181H39ZM126 180L127 181L129 180V181L127 182ZM16 181L15 182L12 181L11 184L14 183V185L15 184L18 185V187L20 188V190L18 188L17 191L18 192L19 191L21 192V193L19 192L20 195L21 194L25 195L24 193H22L23 191L26 192L25 189L28 190V188H30V192L32 191L31 193L28 192L29 190L26 192V194L27 193L29 194V195L27 194V196H29L30 199L28 197H26V195H25L26 198L23 197L22 195H21V197H18V198H20V201L26 200V202H24V201L23 202H19L20 204L21 203L22 204L24 203V206H28L29 205L28 206V208H29L31 205H34L35 203H39L38 200H40V199L41 200H44V199H42L43 197H41V196H43L42 194L40 196L38 193H36V191L38 192V190L40 189L41 184L39 186V183L36 182V183H38L37 185L39 187V189L36 190L35 188L33 189V184L36 185V183L28 184V186H27V184L26 185L22 184L23 183V180H22L21 185H23V186H22V189H21V185L18 184V183H16ZM106 181H103V184L104 183H107ZM191 181L193 182L192 184H191ZM8 182L9 181H7L6 183H8ZM39 182H42V181H39ZM59 182H61L62 185L57 186V184ZM123 182H125V183H123ZM121 183H123V184H121ZM42 184H43V182H42ZM111 184L113 185V183H111ZM116 184L117 185L119 184V185L117 186ZM5 185H3L0 188L2 189ZM14 185H12V187ZM29 185H32L31 186L32 188ZM35 185H34V187L37 186V185L36 186ZM44 185L45 186L46 185L47 186H51V184H49V182L46 183V184L44 183L42 186H44ZM108 185H109V182H108ZM128 185H130V186H128ZM7 186L10 187L9 184H7L6 187ZM24 186L27 187V188L24 189L23 188ZM42 186H41V188H43V189H41V190L44 191V187L45 186L44 187H42ZM54 186L51 187L53 190H51L49 187L48 188L51 191L57 192L58 196H57V194L55 192H53V193H55V195H54L47 187H45L46 188L45 191H44V192H46V194L44 193V195H45L44 197L45 198L46 197L48 198V196L50 197L51 196V193L55 197H57L58 199L60 198L59 197L60 196L59 195V192L61 191V189H60V191H59V189L56 191V189H55ZM102 186H107V184H104ZM119 186H121V188ZM6 187H5V189H6ZM8 187H7V189L9 190ZM68 187L65 190L68 191V192H71L69 190L70 188L68 189ZM118 187H119V189H118ZM127 187L125 186L124 188L127 189ZM129 187H131V188H129ZM98 188L101 189V186L98 187ZM116 188H114V189L116 190ZM5 189H3V190H5ZM13 189H16V188H13ZM13 189L11 190V188H10L11 191H14ZM104 189H105V187L103 189L99 190V191L98 190L91 191L90 192V195H95V193L94 194H91L93 192H96V194L102 195L104 193L101 194V192H104ZM8 190L5 191V192L7 193ZM41 190H39V193H40ZM47 190L50 191L51 193L49 192V194H47L48 193ZM117 190L115 192H118ZM122 190H119V192L121 191L120 192L121 194H124V193L126 194V193H128L130 191H131V193H133L132 190H129V191L125 190L127 192H124V191L122 192ZM2 191H0V195H2L3 193H5V192L2 193ZM43 191H41V192L43 193ZM66 191H64V192L61 191V192H62V194L64 193L65 195H68V196H64L65 199L67 197V199H66V204L68 203L67 206L68 205L70 206V203H72L73 201L76 200L73 196H75V197L77 196L76 198H78V200H79L80 199L79 198V195H80V197H82V196H84L86 194V193L83 194L84 193V191H83L81 194L78 195V192L75 191L77 194H75V192H74V195H73L72 192L71 193H65ZM209 192L210 193H214V195L216 196V198L211 197V195H208ZM32 193H33L34 196L32 195ZM120 193L118 195L116 194V196L121 195ZM131 193L126 194L127 197L124 194L119 199L121 200L123 197H126V198L123 199V200H125L123 202H125V204H126V201L128 200V197H129V199L131 197V196H128V195L131 194ZM134 193H133V195H134ZM37 194L40 197L39 196L37 197L36 196ZM69 194H72V198L75 199V200H73V201L69 200L70 201L69 202L68 199L71 198V195L69 196ZM182 194H183V196H181ZM31 195L33 197H35V196L37 197V199L32 197V199H34L36 201L34 203L33 202L34 200H33L31 202L32 204H30V201H31V197L30 196ZM17 196H19V195H17ZM86 196L87 195H85L84 198ZM22 197H23V200H21ZM55 197H53V196L50 197V198H52L51 200H49V198H48V201L47 202H45L47 199L45 201H42L46 205L43 204L41 206L39 204L40 205V208H43V206L45 205L44 207L48 206L51 209V206L50 205H55V203L54 202H52L51 204L49 203L50 205H47V203L48 202H51ZM91 197L93 198L94 196H91ZM132 197H131L130 200H132ZM18 198H17V200L15 198H13V199H15V201L18 203V201H19ZM84 198L82 200L80 199V201H82V203H80V201H79V203L81 204L82 207H83L82 204L84 202ZM88 198H86L87 200L84 202L85 204L87 203L86 206H90L89 204H90L91 201H89V200H92L91 198L88 200ZM27 199L30 200V201L28 200L29 201L28 202L29 204L27 203ZM58 199H56V200L58 201ZM61 199H59L60 204L59 205H55V206H60L62 204L61 202H63L65 200V199H63V196L61 197ZM57 201H55V202H57ZM133 201H130V203L133 202ZM123 202H122V205H124ZM64 203L65 202H63V204L61 206H63V205L66 206V204H64ZM76 203H78V201ZM76 203L74 204V206L71 205V207H75V205H76V207H78L77 206L78 204H76ZM138 203H139V201H138ZM138 203L136 202V204H135V202H134L135 206L136 205L138 206ZM134 204L130 205L129 204V201L127 202V205L128 206H131L132 209H133ZM37 205L38 204H36L35 206L38 209L39 206H37ZM127 205H126V207H128ZM35 206H34V208H35ZM135 206H134V208L136 209ZM15 207L17 208V207H19V205L18 206H15ZM48 207H46L45 209H47ZM131 207H129V208H131ZM36 208H35L36 211L33 208H29L31 210L33 209V212H30V210H27L28 211V214H29V212L31 214V213H34V211H35L34 214L36 215L38 213L37 211H39V213L41 212L40 214L42 215L46 211L45 209H41V210L39 209V210H37ZM56 208L53 206L52 209H51V211H53V209L55 210ZM50 209L48 208V212H49ZM58 209L59 208L56 209V213H57V210ZM43 210H45V211H43ZM133 211H134V209H133ZM54 212L55 211H53V213ZM39 213L36 216L34 214H32V215L29 214L30 217H28L29 215L28 216L27 215H24L25 218H24V216H23V218H24V220L26 219L28 221V223H29V221L30 222L31 221H34V219H35V222L37 221L38 223H40L42 219L45 220L46 217L48 218V216H46V215L47 214L49 215V213L45 212L44 213L45 216L42 215V216H44V218L42 216H40V218H42V219H39V216H38ZM51 215H53V214L50 213V217L48 218L49 220L46 219L44 221V222H46V224L44 222H41V223H44L45 225H47V223H48V225L45 226L46 228L49 225H51V223L53 221H55L56 224H57V219H56L57 216L53 215V216H55V217H53V219H54L53 220V219H51L52 218ZM186 215H187V211H186ZM31 216H34V218H32ZM37 216H38V218H35ZM23 218H21V220H23ZM29 218L32 219V220H29ZM36 219H38V220H36ZM27 221H26V223H27ZM35 222H31V223H35ZM55 222H53V223H55ZM28 223L27 224L23 223V224L28 225ZM31 223H29V224H31ZM53 223H52V227H53ZM41 225H43V224H41ZM50 227L51 226H49V228ZM56 227H57V225L54 227V230H55ZM55 231H57V230H55ZM17 233L19 235H22V232L20 233L18 231ZM55 234L57 235V232H55ZM16 236H18V235H16ZM168 236L169 237H172L173 239L169 240L168 239ZM242 239L243 240H241L240 242L242 243V246L245 247L246 249H252L253 247H255V244L252 241L248 240L247 235L244 234ZM208 243L210 244V246L213 245L212 242H210L209 240H208ZM160 249H164L165 250V252L162 253V254H165V255L158 254V252H159ZM227 253L229 255L232 254L229 251H226L224 254L223 253H220V256H219V259L220 260L217 261V262L218 263L219 262H222V260L228 262L227 257L229 255ZM230 256L234 258V255H230ZM157 260H159V261H157ZM185 261H186V259L184 258V260L180 264H184Z\"/></svg>","mask_w":264,"mask_h":264},{"label":"crops","instance_id":"crops-1","mask_svg":"<svg viewBox=\"0 0 264 264\" xmlns=\"http://www.w3.org/2000/svg\"><path fill=\"white\" fill-rule=\"evenodd\" d=\"M18 12L66 38L67 48L87 63L56 114L65 130L69 123L79 131L102 114L133 70L131 84L142 76L140 64L163 30L173 34L172 55L168 69L166 58L159 59L154 85L161 93L150 96L161 100V135L172 131L186 82L196 73L225 78L232 92L227 124L236 135L246 124L249 135L263 129L264 0H20ZM204 86L191 93L193 100ZM197 191L184 205L178 230L193 213L194 205L187 207ZM203 218L197 226L189 224L186 243Z\"/></svg>","mask_w":264,"mask_h":264},{"label":"built area","instance_id":"built-area-1","mask_svg":"<svg viewBox=\"0 0 264 264\" xmlns=\"http://www.w3.org/2000/svg\"><path fill=\"white\" fill-rule=\"evenodd\" d=\"M240 1L242 0H239V2ZM192 12H193V8L188 7L187 15H190ZM208 255L209 253L206 250L199 248L198 252L194 253V257L192 258V261L196 264H203L204 262H206Z\"/></svg>","mask_w":264,"mask_h":264}]
</instances>
